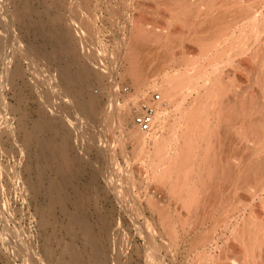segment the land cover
I'll use <instances>...</instances> for the list:
<instances>
[{"label":"rangeland","instance_id":"374dc122","mask_svg":"<svg viewBox=\"0 0 264 264\" xmlns=\"http://www.w3.org/2000/svg\"><path fill=\"white\" fill-rule=\"evenodd\" d=\"M210 2L0 0V264H31L17 256V247L29 245L25 250L28 256L35 249L39 251L38 257L43 258L46 244L55 247L69 241L62 225L68 221L64 208L73 207L70 200L64 201L62 206L49 204L44 189L54 177L51 171L44 174V189L24 190L27 180L37 183L39 173L46 170L44 162L36 157L33 140L32 155L24 156L26 140L40 120L53 123L49 135H55L58 145L64 142L60 135L72 132L74 149L71 153L81 158V171L72 179L67 192L76 201L81 200L75 198L76 194L90 201L87 214L98 230L103 227L98 220L99 212L109 219L117 240L113 239L117 245L110 251L112 264H264L262 256L257 258L263 249L253 246L247 234L245 242L237 238L251 221L264 224V158H261L264 155V91L261 83L255 81L259 75L257 66L242 64L244 58L238 56L242 49L253 48L255 33L249 27L244 34L236 28L226 44L221 42L216 49L201 48L195 40L197 33L209 35L212 28L223 26V21L229 17L227 12L222 14L219 17L222 21L216 26L209 22L210 16L206 20L208 24L203 23L197 7L204 12L209 7L225 8L230 4L229 0ZM55 13L66 15L56 21L65 26L69 22L67 30L74 31L81 39L75 37L87 52L82 49L80 62L87 65L85 61L91 56L93 61L87 62L88 67L102 75L101 81L91 82L88 92L99 99V118L88 119L79 113L87 120L75 128L71 119H65L66 127H61L63 116L55 114L53 106L63 105L64 100L48 103L42 98L39 82L34 80L35 72L47 69L49 56L56 50L48 33L38 31L35 16L47 20L49 16L54 18ZM212 17L218 18L217 15ZM243 23L251 24L246 19ZM139 34L148 36L140 55L147 56L148 61L143 57L148 78L160 68L170 73H208L213 64L220 66L229 58L235 60V65H243L242 69L224 66L215 74L220 77L212 100L216 112L215 109L211 114L206 111L207 116L197 113L195 117L196 125L209 119L210 123L204 128L205 137L201 139L200 127L195 125L194 128L193 121L187 118L183 120V127H177L164 140V145L172 144L188 155V175H183L187 165L180 159L174 168L175 176H163L164 168L159 166L162 162L154 158L157 146L151 141L140 144L128 135L130 129L137 130L133 113L127 119V126L122 128L117 127L115 112L109 113L117 104H123V98L135 92L134 80L125 74L130 65L126 54ZM85 54L90 55L85 57ZM150 57L155 60L150 61ZM193 85L187 86L184 95H189L184 105L189 116L209 88H204V82L198 80L195 85H199V91L193 93L189 90ZM49 89L44 86V90ZM150 92L160 94L158 90ZM141 99L143 96L137 102ZM178 100L182 102L183 96ZM130 106L133 109L136 105L131 103ZM173 109L170 116H181V113H173ZM72 115L75 119L76 113ZM87 129L91 136L86 135ZM159 130L154 131L160 134ZM92 132L93 139L99 138L97 142L101 146L92 139ZM254 137L260 141L259 146L253 143ZM94 143L100 147H95ZM254 147L259 150L255 151ZM105 149H110L112 157ZM93 167L100 168L102 174L96 176ZM115 172L113 185L108 176ZM200 180L205 182L199 183ZM109 185L116 186L112 190ZM195 186L202 189L201 193L197 192V200L192 201L191 193L186 190ZM249 187L254 190L249 191ZM40 209L52 220L59 221L56 230L41 227ZM10 239L14 241L13 247L5 245ZM61 252L57 251L56 256ZM41 262L38 264H47Z\"/></svg>","mask_w":264,"mask_h":264},{"label":"bare ground","instance_id":"6f19581e","mask_svg":"<svg viewBox=\"0 0 264 264\" xmlns=\"http://www.w3.org/2000/svg\"><path fill=\"white\" fill-rule=\"evenodd\" d=\"M210 1H211L210 3L215 4V2L221 1V0H210ZM229 3H230L229 6L225 8L224 7H221V8L209 7L204 12H201V9L197 7L198 16L203 18L202 22L208 24V21L206 20H208V16H210L209 18H211V20L209 19L210 20L209 22L213 23V25L210 24L212 26H216L218 21H222V19H219V17L225 12L229 13V17L227 18V21H223V26L221 25L222 22L221 24H218V26L221 25L218 29L212 28V31H211V28H210L211 34L209 33V35H205V32L197 33L195 40L197 43H199L201 48L209 47L210 49H216L217 47L220 46L221 42L224 44L227 43L229 35L232 33V31L234 32L236 28H239L241 30V33L244 34V32H246L247 28L249 27L251 31L255 33L253 37V44H252L253 48L242 49L240 53L238 54V56L244 58V62L242 61V64H249V65L253 64L254 66H257L259 75L257 76V78H255V81L261 83V86L264 91V39H263L264 0H229ZM214 15H217L218 18L217 19L213 18L212 16ZM65 16L66 15L62 13H55L54 18L53 16L52 17L49 16L47 20L41 19L42 16L40 17L38 15L35 16L36 22L37 24H39L38 31L39 32L45 31L48 33V35L50 36V38L52 39L54 43V47L56 50L54 54L52 55L49 54L50 56L48 60L47 69L46 70L40 69L37 72H35L34 80L39 82L40 84L39 88L41 90V93H42L41 95L44 100H46L47 102L49 101L50 104L52 100H55V101L57 99L64 100L63 105L54 104L55 106H53L55 114L63 116V119L61 121V127L63 128L66 127V124L63 123L65 119L69 121L71 119V123L74 124V128H75V125L80 126V122L87 120L86 118L88 119H95V118L98 119L99 118L98 116L99 99L98 97L94 95H88V92H90L89 89H91L90 88L91 82L93 80L101 81L102 75L99 72L88 67L87 62L93 61L91 56L88 57L90 54L84 55L85 57L89 58V61H85L87 65L80 62L82 59L81 51L82 49L83 51H85V49L80 46L81 39L79 37H76L77 36L76 34H73L74 31L72 32V31L67 30L69 22H66L65 24L67 23L68 24L65 26L64 24H62V22L59 23L56 21V20H63V17ZM71 19H75V18L72 17ZM86 19L87 18H84V20ZM245 19L251 22L249 26H246L245 23H243ZM204 26H206V24ZM208 29L209 27L206 29V31ZM206 33L208 34V32ZM75 37L79 38L80 40L78 41L77 39H75ZM145 40L146 41L148 40V36L139 34L138 37L136 38V42L132 44L131 48L128 50V54H126V60L130 63V65L125 70V74L126 76H129L134 80V86L136 88L135 92L133 94H128V97L123 98V104L121 105L120 103L117 104L116 109L113 107V110L109 113L115 112L114 115L116 116L115 122L117 124V127L119 128L126 127L127 119L128 117L132 116V113H133L132 112L133 109L131 108L130 104L133 103V105H137L138 104L137 101L140 99L141 96H143V98L146 97L147 99L148 98L147 95L150 92V90H158L160 92V94L162 95L161 96L162 100L160 103H158V106H157V114H156L154 130L155 128H158V130L159 129L161 130V133L159 134V132H155L153 130L154 131V132L152 131L153 133L146 134V133H142L138 131V128H137V130L130 129L128 135L131 139L135 141L136 140L139 141L140 144L144 145V143L151 141L154 144V146H157L156 148L154 147V150L156 149V151H154L155 153L154 158L156 160L159 159V161L162 162L161 165L159 166L164 168V171L162 173L163 176L165 177L167 176V178L168 177L170 178L171 176H175L174 168H175V165L179 163L180 159H182L183 162H186V159L189 157L187 154L185 155L184 152L181 153L179 148L172 147V144L164 145L163 143L164 140H166V138L169 135H171L172 132H174L175 129H177V127L184 126L183 124L184 119L186 120L188 118L192 120L193 127L195 128V125H196L195 117L197 113H201L202 116L204 114L205 116L206 111H208V113L211 114V112H214V109H215V112H216V107L212 106V100L215 97L214 88L217 85L216 83L220 81V77H215V74L219 73L221 67H224V66H234L235 67L237 65H235V60L233 58H229L227 60H224L220 66H219V63L213 64L208 70V73L202 72V73H197L193 75H191V73H181L180 71L170 73L160 68L159 69L160 71H158V73H155L152 78L150 77L151 78L150 79L148 78L147 72H146V66H147L146 61H148L146 60L147 56L143 55L144 57L146 56L145 57L146 61L144 60L143 56H142L143 58L140 57L141 49L146 46ZM158 41H160V39H158ZM146 49L144 50L145 52L147 51ZM86 52L87 51H85V53ZM148 54H150V52H148ZM159 56L160 55H158L157 58H159ZM154 57H150L149 60L153 62L152 58L154 59ZM242 58L240 59L243 60ZM83 60L85 59L83 58ZM242 64L238 65L237 67L242 69L243 68ZM152 69L155 70L154 72H156L155 67ZM198 80H202L204 82V88L207 86L209 88L207 89L204 95H201L196 105H194L195 108L192 111V113H190L193 115L189 116L187 115V112L184 111V105L189 95H186L185 97L184 95L186 93V89L188 90L187 86L189 84H194L193 88L189 89L191 92L196 93L197 91H199V87H198L199 85H195ZM44 86H47V88H50V89L44 90ZM180 96H183L182 102L178 100ZM263 96H264V92H263ZM173 107L175 108V111H173V113L174 112L181 113V116L179 114L180 117L178 115L170 116L169 113H171L170 112L171 109L174 110ZM72 112L76 113L75 119L73 118ZM79 113L84 115L86 118L82 117V115ZM213 115L214 113H212V116ZM205 120L204 119L201 120L199 124L196 125L197 128L200 127L201 139L206 136L207 133L206 131H204V128H206V125L210 123L208 118L206 121ZM88 121L90 122V120ZM52 127H53V123L51 125V123L49 124L48 122L44 120H40L36 122L34 131L29 135V137L26 140L27 143L24 149L25 150L24 156L30 157L32 155L31 148L33 144L31 140H33V143L35 145L36 157L38 159H41L44 162L46 170L39 173L37 183L35 182L31 183L30 181L27 180L24 184V188H25L24 190L26 191H37V190L39 191L40 190L41 191L40 188L44 189V185H45L44 174L47 170L51 171L54 177L51 178V180L48 182V185L46 186V189H44L45 194L48 197L49 204L62 206L64 201L70 200L72 207H73L71 210L64 208V213L65 215H67L68 221L65 224H63L62 227L66 231L67 235L69 236V241L65 243L64 245L59 244L55 247H52L49 244H46L45 246H43L44 253H45V256H43V258L38 257L37 254L39 251L35 249L33 250L32 254L28 256L25 250L26 248H30L29 245H26L24 248L17 247L15 250L16 254L20 259L24 261L26 260L25 262H31V264H38L40 260H42L43 262H46L47 264H112V260L110 259V251L115 250L114 248L117 244L115 245L114 241L116 242L117 240L114 239V234L112 232L113 228L111 227L109 219L106 217V215L99 212L98 220L99 222L102 223L103 227L100 230H98L94 226L90 217L87 214V210L89 209V206H90V201L77 194L75 198H78L81 200L76 201L74 200V198H70V195L67 192L68 187L71 185L72 179L81 171V168H79L81 158L78 156H74L71 153V150L74 149V146L72 145V132L63 134L64 136L60 135V138H62L64 142L58 145L55 135L53 136L49 135L50 130L53 129ZM88 130L89 129L85 131L87 132L86 135L91 136V133L88 134ZM92 135H93V132H92ZM93 137L94 135L92 136V139ZM90 138L91 137L87 139L90 140ZM257 139L255 138L254 139L255 141L251 140V142L252 141L253 143L255 142L256 145L260 144L259 143L260 141L258 142ZM97 140H94L95 143L100 145L99 141L97 142ZM77 143H80V141L77 140ZM97 144L95 145V147L98 146ZM257 147H254L255 151L259 150L257 149ZM105 151L110 157H112V154H110L109 152L110 149L109 151L105 149ZM261 158H264V155ZM187 162L184 164L187 165ZM184 167L186 166L184 165ZM187 168H189V165H187L186 170H184L183 172V175L189 174V171H187L188 170ZM115 169H116V166H115ZM94 171H95L96 176L100 173L102 174V172L100 171V168L98 167H96ZM116 172H118V170ZM116 172L109 174L108 181L114 180L116 176ZM201 173L202 174L204 173L203 175H205L204 171ZM117 174L119 175V173ZM114 181H113V185L115 183ZM201 182L203 183L205 181L200 180L199 183ZM168 183L172 184V180H169ZM113 185L112 187L111 185H109L111 189L113 188L112 190H114V187L116 186V185L115 186ZM177 189L179 190V187H176V190ZM201 189L202 188H199L197 186L187 189L186 192L191 193V196H189V199H192L193 201V199L197 198V192L199 193ZM248 190L252 192V190L254 189H252V187H249ZM202 191H205V190H202ZM191 202L187 203L188 207L191 206ZM43 211H44L43 209H40V212H39L40 213L39 223L41 227H44V228L51 227L54 230H56V228L60 225L59 221L56 219L52 220L49 216L45 215V212ZM246 234L249 237L248 241L252 240L253 246L259 249H263V253L262 254L259 253L257 258L258 259L262 257L264 258V255H263L264 254V224L262 222L260 223L259 221L258 222L253 221V223L251 221V223H248L247 229L244 231L242 230L239 236H237L240 242L246 241L245 240ZM5 245L9 247H13L14 241L12 239L7 240ZM60 250H62L61 255L57 257L56 252ZM113 253H115L116 255V252H113ZM35 257L37 258V260L35 259ZM226 264H229V263H226Z\"/></svg>","mask_w":264,"mask_h":264},{"label":"built area","instance_id":"2783aa9c","mask_svg":"<svg viewBox=\"0 0 264 264\" xmlns=\"http://www.w3.org/2000/svg\"><path fill=\"white\" fill-rule=\"evenodd\" d=\"M128 90L129 89H126V91ZM161 100L162 97L158 92H150L147 99L143 98L142 101L133 107V123L142 133L148 134L153 131L155 127L157 106Z\"/></svg>","mask_w":264,"mask_h":264}]
</instances>
